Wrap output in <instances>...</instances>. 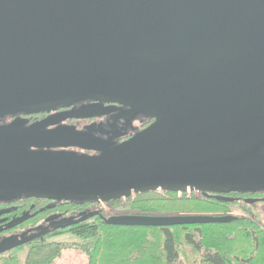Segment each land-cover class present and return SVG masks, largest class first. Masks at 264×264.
Returning <instances> with one entry per match:
<instances>
[{
    "label": "water",
    "instance_id": "water-1",
    "mask_svg": "<svg viewBox=\"0 0 264 264\" xmlns=\"http://www.w3.org/2000/svg\"><path fill=\"white\" fill-rule=\"evenodd\" d=\"M117 110L114 120L129 111L153 122L119 142L125 133L65 123ZM17 113L47 116L0 124L4 199L190 189L232 202L230 192L264 191V0H0V118ZM96 215L125 226L237 218L56 213L0 240V255Z\"/></svg>",
    "mask_w": 264,
    "mask_h": 264
},
{
    "label": "trees",
    "instance_id": "trees-1",
    "mask_svg": "<svg viewBox=\"0 0 264 264\" xmlns=\"http://www.w3.org/2000/svg\"><path fill=\"white\" fill-rule=\"evenodd\" d=\"M145 116L148 118L145 127H148L153 118ZM165 192L167 197L158 190L138 193L131 209L144 214L206 210L226 212L233 202L240 205L249 216H238L227 223L125 226L108 224L100 215H96L25 244L28 246V252L24 264H52L67 244L50 240L49 236L66 231L80 238L71 244L87 254L88 264H184L181 259L182 251L186 264H194L200 254L203 264H264V227L255 209V204L263 200L254 203L246 201L251 197H264V191H233L229 194L235 197L232 202L207 197L203 193V199L199 200L195 196H187V191L181 197L175 191ZM24 198L30 200L26 202L24 210L31 205V201H34L38 208L33 216L21 223L23 225L41 223L52 213L76 214L87 210L88 203L93 202L57 199L48 208L49 205L44 206L48 203L47 198ZM22 246L18 249H22ZM16 251L15 249L8 255L0 256V264H21Z\"/></svg>",
    "mask_w": 264,
    "mask_h": 264
},
{
    "label": "rangeland",
    "instance_id": "rangeland-1",
    "mask_svg": "<svg viewBox=\"0 0 264 264\" xmlns=\"http://www.w3.org/2000/svg\"><path fill=\"white\" fill-rule=\"evenodd\" d=\"M23 115L24 116H31L29 114H23ZM36 117L39 118V117H42V116L41 115H37V114L36 115L33 114L31 119L35 120ZM2 118H4L5 119L4 121L6 122V121H9L12 118V115L4 116ZM75 120L76 119L68 120L65 123L76 124V125H78L79 128L87 123V121H84V120H81L79 122H76ZM147 120H148L147 116L139 115L135 119V122H134V125H135L134 132L136 133V132L146 128L145 124L147 123ZM72 122H74V123H72ZM0 124H3L2 121H0ZM158 191L163 196H165V197L168 196L167 193L165 192L167 190H164V191L158 190ZM186 194H187V196H195L199 200L203 199V195H202V193L199 190L191 191L189 189L186 192ZM135 195H136V193H133L130 196H125V197H122L120 199H117L119 201L116 202V203H110V202L100 203V202H97V201H93V202L97 203L99 205V209L102 211V213L104 215H107V216L115 215V214H139L138 211L131 209L132 202H133V200L136 197ZM177 195L179 197H181V196L184 195V192H181V193L178 192ZM262 198H264V197H262ZM46 204L47 205H44V206L51 205V204H53V202H51V203L48 202ZM255 209L257 210L258 214L260 215V219H261L260 222H261V224L264 227V200L259 202V203H257V204H255ZM182 213H187V214H233V215H236L237 217L238 216H249L248 213L246 211H244L240 207V205H238L236 203H233V202H232L231 205H229V210L226 211V212H223V211L217 212V211H214V210H206V211H201V212H199V211L198 212H196V211H194V212H171V213H163L162 212V213H153V214H182ZM57 214H59V213H57ZM69 215H75V214H67L65 216H69ZM30 225H33V223L32 224H27V225H23L22 224L19 229L26 230L28 228V226H30ZM49 239L50 240H58V241H61V242H64V243L67 244V245H65L62 248L60 256L55 258L52 264H88V256H87V254L82 249L77 248L75 246H72V244H71L74 240L80 239L79 237H77L73 233L66 231V232H63L62 234H58V235H55V236H49ZM22 247L23 248L20 249V250L17 247V249H16L17 251L16 252L18 253V255H19L20 259H21V264H24V261H25V258H26V254L28 252V246L24 245ZM14 251H15V249L13 251L5 253L4 255H8L9 253H12ZM181 259L184 262V264H186V261H185L186 258H185V255L183 254V251H182ZM194 264H203L201 254L197 256L196 261L194 262Z\"/></svg>",
    "mask_w": 264,
    "mask_h": 264
},
{
    "label": "flooded vegetation",
    "instance_id": "flooded-vegetation-1",
    "mask_svg": "<svg viewBox=\"0 0 264 264\" xmlns=\"http://www.w3.org/2000/svg\"><path fill=\"white\" fill-rule=\"evenodd\" d=\"M88 102H92V100H82V101L77 102L75 105H81L83 103H88ZM65 109H68V107L65 106L64 104H61L58 106L57 110L61 111V110H65ZM125 109L127 110V107H124V110ZM118 113H119V110L114 111L113 113H111L109 115H104V116H100V117H95V118H90V119H76L75 120L76 122L84 120V121H87V123L84 124L80 128L78 127V125H76V124H74V125H76L77 129H85L86 126L94 123V128H95L94 133L99 135V136L105 137V138H108L114 134H124L125 133L123 136H121L119 138H115V141L119 142V141H122V140L132 136L135 133L134 132V130H135V125H134L135 119L139 115H144V113H142V112L132 113V112L127 111V112H124L123 117L117 118L116 120H114L113 116H116ZM36 114L38 115L39 113H36ZM43 114H44V116L39 117V118L36 117L35 120L31 119L33 114H29L31 116H24L23 113H21V114L20 113L7 114L5 116L12 115V118L6 122L4 121L5 120L4 118H0V121H2V123L4 124V123H8V122L12 121L13 119H15L17 117H24V118L29 119V123H32V122H35V121L40 120L43 117L47 116V113H43ZM72 123H74V122H72ZM109 131H110V133H109ZM101 132H104V133H101ZM79 151L84 152V153H94V152L83 151L80 149H79ZM230 193H228L227 195H229ZM210 197H212V196H210ZM46 200L50 203L54 201L52 199H46ZM26 202H30V200L25 199L24 197L11 199V200L4 199V198L0 197V240L4 239L5 237H7L9 235L20 234L23 231H25V230L19 229L22 224H18L16 226L11 227V228H8V225L13 219L22 216L24 213H26L28 211L30 212V214H34L37 212V211H35V209L37 207H36V204L34 201H31V205L26 210H24V206H25ZM88 206H89L88 207L89 210L90 209L91 210L99 209V205L95 202L88 203ZM19 211H22V213H18ZM52 214H56V213H52ZM52 214H49L48 216H50ZM62 216H65V215H62ZM41 224L48 225V222H46V217H45L43 222L30 225V226H28L27 229L33 228V227L41 225ZM61 229H64V228H61ZM56 230H59V229H54L51 226L49 228L48 233L54 232ZM14 249H17V248H14ZM14 249H12V250H14ZM12 250H10V251H12ZM10 251H7L5 253H8ZM5 253L1 254L0 256L4 255Z\"/></svg>",
    "mask_w": 264,
    "mask_h": 264
},
{
    "label": "built area",
    "instance_id": "built-area-1",
    "mask_svg": "<svg viewBox=\"0 0 264 264\" xmlns=\"http://www.w3.org/2000/svg\"><path fill=\"white\" fill-rule=\"evenodd\" d=\"M159 190L164 191L163 189H159ZM179 192L181 193V192H183V191H179ZM125 196H126V195H123L122 197H125ZM122 197H121V198H122ZM99 202H100V203H103L104 201H99Z\"/></svg>",
    "mask_w": 264,
    "mask_h": 264
}]
</instances>
